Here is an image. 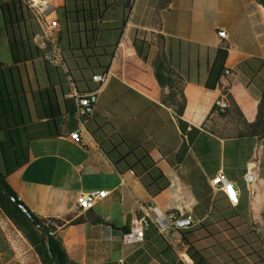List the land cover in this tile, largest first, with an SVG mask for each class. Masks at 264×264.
<instances>
[{
    "label": "crops",
    "instance_id": "1",
    "mask_svg": "<svg viewBox=\"0 0 264 264\" xmlns=\"http://www.w3.org/2000/svg\"><path fill=\"white\" fill-rule=\"evenodd\" d=\"M51 2L62 25L56 63L26 3L0 0V168L21 201L57 219L74 264H185L180 254L194 264H264V140L247 128L262 99L264 8L257 0H169L162 9V0ZM94 9L97 32L88 22ZM12 40H30L39 53L15 58ZM138 40L148 41L146 59ZM111 45L99 84L101 61L81 48L102 55ZM161 54L183 79L184 118L200 128L182 160L185 137L156 76ZM89 94L94 113L75 140L79 99ZM221 97L230 103L224 114ZM219 173L234 183L237 204L212 185ZM99 189L109 194L79 210V195ZM145 214L151 226L126 240Z\"/></svg>",
    "mask_w": 264,
    "mask_h": 264
},
{
    "label": "trees",
    "instance_id": "2",
    "mask_svg": "<svg viewBox=\"0 0 264 264\" xmlns=\"http://www.w3.org/2000/svg\"><path fill=\"white\" fill-rule=\"evenodd\" d=\"M257 2L264 8V0H257ZM169 4V0H162L160 8H165ZM77 12H85L77 10ZM90 29L91 31L97 32L99 26L93 24L95 17L101 16L99 9L90 10ZM85 14V13H84ZM84 18V16H83ZM7 25H10V21H6ZM126 24V19H124L121 26L118 28L119 36L122 35L124 27ZM148 45V41L138 40L136 42L137 51L143 55L146 59L144 51ZM115 46L111 45L104 47L105 51L103 54L97 53L99 47L87 46L81 48V50L91 53L89 57H95L100 59L104 56H109L110 58L114 56ZM108 49V51H107ZM11 50L15 58H28L33 56L35 53L38 54V48L32 49V44L30 40H12ZM106 54V55H105ZM100 64V63H99ZM110 67V63L101 64L97 70L107 72ZM156 76L159 81L160 86L163 89L162 100L165 104L171 106L175 110V116L178 121L179 127L185 137L184 143L178 152L179 160H182L187 154L190 145L200 132V128L191 124L184 118L185 108H186V97L183 90V79L180 75L175 73L171 68L166 67L164 56L161 54L156 63ZM2 72V63H0V73ZM1 75V74H0ZM170 91L167 93L166 88ZM93 100V98H92ZM94 102V100H93ZM247 128L250 134L258 136L261 140H264V84L262 86V99L259 106L258 118L255 122L247 124ZM9 171H5L0 168V206L5 212V214L26 234L27 238L35 247L37 253L40 255L43 264H74L63 245L61 238L56 235H50V229L45 225L44 220L40 219L31 209L19 198L17 192L13 189L8 181ZM19 202L23 203L30 214H27L19 205ZM33 216L35 219H32Z\"/></svg>",
    "mask_w": 264,
    "mask_h": 264
},
{
    "label": "built area",
    "instance_id": "3",
    "mask_svg": "<svg viewBox=\"0 0 264 264\" xmlns=\"http://www.w3.org/2000/svg\"><path fill=\"white\" fill-rule=\"evenodd\" d=\"M28 9H30L34 15L42 23L44 36L50 41L54 46V51L46 54V59L49 62L56 63L59 60L60 51H59V37L61 32V20L56 14V9L52 4L51 0H23ZM219 36L226 38L227 31L225 29L219 30ZM229 73V71H227ZM109 72H99L94 74V81L99 84L105 83L108 80ZM170 89L167 87L166 92L168 93ZM230 103L228 99L221 97L216 102V110L222 114L226 113ZM94 113V102L92 100V95H86L79 99L78 108L76 115L81 123V128L72 132L71 137L75 140L81 139V133L85 130V125L89 118ZM211 183L214 187L223 189L230 201L233 204L239 202V194L237 189L234 186V183L230 182L223 173H219L212 178ZM109 194V191L106 189L93 190L89 192H82L77 199V207L81 211H90L95 206L96 202L100 199L105 198ZM170 219H175L176 214L171 213L169 215ZM45 225L50 229V235L57 234L58 221L56 218H48L45 221ZM152 224L150 214H145L141 217L135 218L133 220V227L131 232L124 235L126 240H133L141 238L143 230L147 227H150ZM180 259L185 264H194V261L191 257L186 254H180Z\"/></svg>",
    "mask_w": 264,
    "mask_h": 264
},
{
    "label": "rangeland",
    "instance_id": "4",
    "mask_svg": "<svg viewBox=\"0 0 264 264\" xmlns=\"http://www.w3.org/2000/svg\"><path fill=\"white\" fill-rule=\"evenodd\" d=\"M159 44L161 35L156 36ZM4 58L3 53H0ZM0 264H43L26 234L5 214L0 206Z\"/></svg>",
    "mask_w": 264,
    "mask_h": 264
},
{
    "label": "water",
    "instance_id": "5",
    "mask_svg": "<svg viewBox=\"0 0 264 264\" xmlns=\"http://www.w3.org/2000/svg\"><path fill=\"white\" fill-rule=\"evenodd\" d=\"M19 205L27 214H30V211L28 210V208L23 203L19 202ZM31 217H32V219H35L33 216H31ZM187 223H191V221L190 220H181V221H179L180 225H184V224H187Z\"/></svg>",
    "mask_w": 264,
    "mask_h": 264
}]
</instances>
